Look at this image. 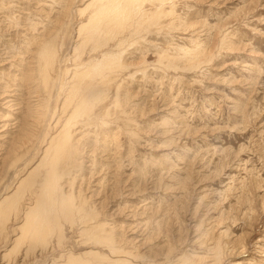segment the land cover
Instances as JSON below:
<instances>
[{
	"label": "rangeland",
	"instance_id": "obj_1",
	"mask_svg": "<svg viewBox=\"0 0 264 264\" xmlns=\"http://www.w3.org/2000/svg\"><path fill=\"white\" fill-rule=\"evenodd\" d=\"M0 51V264H264V0H0Z\"/></svg>",
	"mask_w": 264,
	"mask_h": 264
},
{
	"label": "bare ground",
	"instance_id": "obj_2",
	"mask_svg": "<svg viewBox=\"0 0 264 264\" xmlns=\"http://www.w3.org/2000/svg\"><path fill=\"white\" fill-rule=\"evenodd\" d=\"M225 1H226V0H225ZM116 23H117V22H116ZM38 25H39V24H38ZM116 26H118V27H119V26L122 27V25L120 24V22H119ZM120 29H122V28H120ZM120 29H118V30H120ZM167 32H168V31H167ZM110 34H111V33H110ZM39 42H40V41H39ZM39 42H38V43H39ZM36 43H37V41H36ZM38 43H37V44H38ZM40 43L42 44V42H40ZM39 45H40V44H39ZM41 46H42V45H41ZM41 46H40V48H41V49H40V52L38 53L39 55L37 54V56H39V58H37V59L40 60L39 62H41V59L44 61V53H45V50H44V48H42L43 46H42V47H41ZM3 49H4V48H3ZM2 51L5 52L4 50H2ZM37 51H38V50L36 49V52H35V53H37ZM0 52H1V51H0ZM3 52H2V55H3ZM6 52H7V51H6ZM11 52H12V51H11ZM15 53H16V52H15ZM12 54H13V53H12ZM5 55H6V53H5ZM19 55H20V54H19ZM6 57H7V56H6ZM20 57H21V56H20ZM13 58H14V57H13ZM13 58H12V59H13ZM15 58H16V57H15ZM15 58H14L13 60H15ZM9 59H10V58H9ZM7 60H8V59H7ZM22 61H23V60H22ZM3 62H4V61H3ZM6 62H7V61H6ZM39 62H38V67H39ZM18 63H19V62H18ZM6 64H7V63H6ZM12 64H13V63H12ZM14 64H15V63H14ZM23 64H24V63H23ZM18 65H19V64H18ZM20 65L22 66V64H20ZM40 65H41V63H40ZM36 66H37V65H36ZM38 67H37V69L40 68V67H39V68H38ZM21 68H23V67H21ZM42 70H43V69H42ZM39 71H41V70L39 69ZM39 71H38V72H39ZM19 72H20V71H19ZM38 72H37V73H38ZM42 72H43V71H42ZM35 73H36V72H35ZM24 75H25V74H24ZM40 75H41V72H40L39 76H40ZM21 76H22V75H21ZM41 76H42V75H41ZM23 79H24V78H23ZM37 79H38V78H37ZM30 80H31V79H29V81H30ZM37 81H38V80H37ZM15 82H16V81H15ZM24 82H25V81H24ZM28 83H29V82H28ZM8 84H11V83L8 82V83L5 84V85H6V90H8V89L11 88ZM14 84H15V83H14ZM16 84H17V83H16ZM38 84H39V83H38ZM18 85H19V84H18ZM16 86H17V85H16ZM23 86H24V83H23ZM23 86H22V87H23ZM37 86H38V85H37ZM39 86H40V85H39ZM12 88H14V87L12 86ZM24 88H25V87H24ZM14 89H15V88H14ZM11 90H12V89H11ZM23 90H24V89H23ZM37 90H38L39 92H41L40 89L36 88V91H37ZM5 92H6V93H5L6 95H5V94H4V95H0V100H2V99H4V98H5V99H6V98H9V96H8L7 94L10 95L11 92H7V91H5ZM39 92H37V95H39ZM0 93L2 94V92H0ZM15 94H16V93H15ZM38 100H39V99H38ZM66 101H67V100H66ZM8 103H9V102H8ZM8 103L5 104V103L2 101V102H1V105H2L4 108H8V107L12 108V106H9ZM66 103H67V102H66ZM7 105H8V106H7ZM36 105H37V104H36ZM31 108H32V107H31ZM6 110H7V109H6ZM38 115H39V114H38ZM27 116L29 117V115H27ZM27 116H26V117H27ZM30 117H32V116H30ZM35 118H36V117H35ZM105 120H106V119H105ZM1 121H2V119H1ZM3 121H4V120H3ZM3 121H2V122H3ZM27 122H28V121H27ZM11 124H12V123H11ZM29 127H30V126L28 125V123H27V124H25V123L22 124V127H21V129H20V132H21V135L23 136V139L26 138V137L28 136L27 134H29V133H28ZM7 131H8V130H7ZM29 131H31V130H29ZM29 136H30V135H29ZM31 136H32V135H31ZM19 139H20V137H17L16 139H14V141H11V142L8 141L10 147L8 146V151L6 150V154H5L6 160H7V158H10L11 155H12L13 157H14V156L18 157V156H17L18 154L15 155V154H16L15 152L17 151V149L20 150V149L23 147V146H22V143L20 144L19 142H17ZM11 140H12V138H11ZM28 140H29V139H28ZM20 142H21V141H20ZM24 142H25V140H24ZM26 143H27V141H26ZM17 152H18V151H17ZM14 153H15V154H14ZM13 154H14V155H13ZM2 158H3V157H2ZM57 158H58V157H57ZM4 159H5V158H4ZM15 159L17 160L18 158H15ZM2 160H3V159H2ZM2 160H1V161H2ZM12 160H13V159H12ZM53 160H54V159H53ZM14 161H15V160H14ZM15 162H17V161H15ZM3 163H4V162H3ZM6 163H7V162H6ZM7 164L9 165V162H8ZM56 164H59V162H56ZM1 165H2V164H1ZM11 165H12V164H11ZM14 165H15V166H14ZM14 165H13V166L16 167V165H18V163H17V164L14 163ZM6 166H7V165H6ZM7 167H8V166H7ZM4 168H5V163L3 164L2 170H3ZM9 168L11 169L10 165H9ZM14 169H15V168H14ZM56 169H57V171H58V168H56ZM67 169H68V168H67ZM67 169H66V170H67ZM52 170H54V169H52ZM11 171H12V170H11ZM11 171H10V172H11ZM16 171H17V170H16ZM50 171H51V169H50ZM50 171H49V172H50ZM54 171H55V170H54ZM54 171H52V172H54ZM57 171H56V172H57ZM67 171H68V170H67ZM2 172H5V170H3ZM2 172H1V174H2ZM8 172H9V171H8ZM8 172H7L6 174H9ZM49 172H48V174H49ZM58 172H59V171H58ZM62 172H63V171H61V173H62ZM12 173H13V172H12ZM32 173H33V172H32ZM32 173H29V174H28V176H27V178H26L27 180L31 178ZM61 173H60V174H61ZM4 174H5V173H4ZM13 174H14V173H13ZM33 174H34V173H33ZM48 174H47V175H48ZM53 174H55V173H53ZM64 174H65V173H64ZM49 175H50V174H49ZM56 175H57V177H58V173H57ZM3 176H4V175H3ZM5 176H6V175H5ZM7 176H8V175H7ZM7 176H6V177H7ZM61 176L63 177L62 174H61ZM43 177H44V176H43ZM43 177H42V178H43ZM62 177H61V179H62ZM7 178H8V177H7ZM22 178H23V177H22ZM44 178H45V177H44ZM58 178H60V177H58ZM4 179H5V178H4ZM35 179H36V178H35ZM35 179H34V180H35ZM40 179H41V178H40ZM52 179H53V178H52ZM55 179H57V178H55ZM24 180H25V178H24ZM44 180H45V183H44V184H46V179H44ZM48 180H49V178H48ZM53 180H54V179H53ZM53 180H52V181H53ZM22 181H23V180H22ZM28 181H29V180H28ZM52 181H51V184H52ZM5 182H6V181H5ZM25 182H26V180H25ZM48 182H49V181H48ZM54 182H55V180H54ZM49 183H50V182H49ZM58 183H59V180H58ZM26 184H27V183H26ZM47 184H48V183H47ZM54 184H55V183H54ZM54 184H53V185H54ZM56 184H57V183H56ZM59 184H60V183H59ZM49 185H50V184H49ZM24 186H25V184H24V183L22 184V182H21V184H19V186H17L18 188L16 189V191H15L16 193H15V194L17 195V194L19 193V191L21 190V188L24 187ZM28 186H29V185H28ZM56 186H57V185H56ZM40 187H42V186H40ZM46 187H47V186H46ZM48 187H49V186H48ZM48 187H47V188H48ZM54 187H55V186H54ZM26 188H27V187H26ZM42 188H43V187H42ZM47 188H46V189H47ZM55 188H57V187H55ZM55 188L53 189L54 191H55ZM39 189H40V188H39ZM49 189H50V188H49ZM60 189H61V188H60ZM30 190H31V189H30ZM34 190H35V189H34ZM35 191H36V190H35ZM39 191H40V190H39ZM54 191L51 190V193L55 195V192H54ZM56 191L58 192V190H56ZM64 191H65V190H64ZM44 192H45V191H44ZM31 193H32V192H31ZM36 193L38 194V197H39V193H41V192H39V193L36 192ZM34 194H35V193H34ZM46 194H47V193H46ZM46 194H45V195H46ZM56 194H57V193H56ZM60 194H61V193H60ZM7 195H9V194H7ZM16 195H15V196H16ZM27 195H28V194H27ZM27 195H26V197H27ZM41 195H42V193H41ZM50 195H51V194H49V196H50ZM15 196H13L11 199H9L8 196H7V198H6V196H5L4 198H3V196L0 197V200L2 199V201H0V205H2V204L5 205V204H6V206H5L3 209L0 210V220H1V216H2V213H3V212H6V214L14 213L13 215L11 214L12 216H11V215H8V216H11V217H13L16 213H18V212H16V210H17V207H18V209H19V208L22 206V205L19 206V204H20L21 201H22V198H20V199H21V200H20V203L17 204L18 201H16V200H19V199H15ZM24 196H25V195H24ZM24 196H23V197H24ZM28 196H30V195H28ZM55 196H56V195H55ZM55 196H54V198H55ZM61 196H62V195H60L59 197H61ZM30 197H31V196H30ZM33 197H34V196H33ZM35 197H36V196H35ZM38 197H36V198H38ZM41 197H42V196H41ZM46 197H47V196H46ZM61 198H62V197H61ZM23 199H24V198H23ZM32 199H33V198H32ZM48 199H49V197H48ZM48 199H47V201H48ZM57 199H58V197H57ZM24 200H25V199H24ZM28 200H29V199H27L26 202H28ZM37 200H38V199H37ZM60 200H61V199H59V201H60ZM33 201H35V200L33 199ZM52 201H53V200H52ZM62 201H63V200H61V203H62ZM26 202H25V203H26ZM38 202H39V201H38ZM38 202L35 201V205H34V206H33V204H34L33 202H32V203H29V204H28V203L26 204V206L28 205V207H26V210H24L25 213L23 214V220H24V223H25V224H26V222L29 220V218H30L31 216L37 214V212H36V211H37V205L40 204V202H39V203H38ZM53 202H54V201H53ZM57 202H58V201H57ZM57 202H56V203H57ZM63 202H66V201H63ZM128 202H129V201H128ZM7 203H8V204H7ZM51 203H52V202H51ZM68 203H69V202H68ZM52 204H53V203H52ZM3 205H2V206H3ZM60 205H61V204L59 203V204H57L56 207H59V208L62 209V207H61ZM62 205H65V203H64V204L62 203ZM81 205H82V204H81ZM38 206H39V205H38ZM48 206H49V205H47V207H48ZM71 206H72V208H73V205H71V204H69V205L67 204V205L65 206V208H64V209H65V210H64L65 214H64V215H67V216H68V214L70 215L71 213H73V212H71V209H72ZM39 207H40V206H39ZM44 207H45V206H44ZM44 207H43V210H44V209L46 210L45 215L39 213L41 210L38 211L39 214L35 215L36 217H38V221H36L37 225H36V227L34 226V227H35L34 230H33L32 228H29L30 230H31V229L33 230V231H29L28 229L25 228V226H22V232L20 233L19 238L12 242L13 244H17L19 240H22V241L24 240V241H25V240H27V239L30 238V237H32V238H31V239H32L31 241H33V245H34V244H44V241H45V239H46V238H45L46 236L41 235V238H40V241H39V242H36V238H33V236H36V235L39 233L40 229H41V230L45 229V230H47V231H51V232H52V231H56V232H58V231L61 230V229H60V225H59V224H61V223H60L59 220H58L59 223H55V224H52V222H50V221L47 220L48 217H50L49 215H51V214L48 215V213H47V209H48V208H44ZM49 207L51 208V206H49ZM54 207H55V202H54ZM63 207H64V206H63ZM80 208H81V206H80ZM35 209H36V211H35ZM55 209H56V208H55ZM75 209H76V208H75ZM48 210H49V209H48ZM57 210H59V209L57 208ZM72 210H73V209H72ZM33 211H35L36 213H35V212L33 213ZM51 211H52V209H51ZM54 211H55V210H54ZM74 211H75V210H74ZM44 212H45V211H44ZM52 212H53V211H52ZM52 212H51V213H52ZM54 213H55V215L53 214L52 217H54V218L59 217V216H58L59 211H58V214H57L56 211H55ZM62 213H63V212H62ZM75 213H77V212H75ZM6 214H5V215H6ZM3 215H4V214H3ZM5 215H4V217H5ZM17 215H18V214H17ZM17 215H16V216H17ZM59 215H60V214H59ZM21 216H22V215H21ZM39 216H40V217H39ZM86 216H87V215H86ZM36 217H35V218H36ZM65 217H66V216H65ZM69 217H70V216H69ZM14 218H15V217H14ZM14 218H13V219H14ZM16 218H17V217H16ZM31 218H32V217H31ZM31 218H30V219H31ZM33 218H34V216H33ZM50 218H51V217H50ZM66 218H68V217H66ZM66 218H65V219H66ZM85 218H87V217H85ZM89 218H90V216H89ZM3 219H4V218H3ZM3 219H2V220H3ZM6 219H7V216H6ZM36 219H37V218H36ZM87 219H88V218H87ZM90 219H91V218H90ZM90 219H88V220H86V221L88 222V221H90ZM23 220H22V221H23ZM33 220H34V219H33ZM33 220H31V221H33ZM51 220L54 221L53 218H52ZM61 220H62V219H61ZM67 220H68L69 222L72 221L71 218H70V219L68 218ZM84 220H85V219H84ZM6 221H7V220H6ZM16 221H17V220H16ZM0 222H1V221H0ZM47 222H50L51 224H48ZM54 222H55V221H54ZM61 222H62V221H61ZM69 222H67V223H69ZM83 222H84V221H82V223H83ZM87 222H86V223H87ZM14 223H15V222H14ZM21 223H22V222H21ZM24 223H23V224H24ZM27 223H28V222H27ZM34 223H35V222H34ZM84 223H85V222H84ZM1 224H2V223H1ZM29 224H30V223L27 224V227L29 226ZM6 225H7V224H6ZM8 225H9V224H8ZM14 225H15V224H14ZM30 226L32 227V223H31ZM37 226H39V227H37ZM61 226H62V225H61ZM79 226H80V225H79ZM61 228H62V227H61ZM72 228H73V227H72ZM87 228H88V227H87ZM5 229H6V228H5ZM12 229H13V228H12ZM59 229H60V230H59ZM1 230H2V229H1ZM6 231H7V230H6ZM9 231H10V230H9ZM13 231H14V230H13ZM27 231H28L29 234H27ZM43 231H44V230H43ZM43 231H42L41 233H44ZM47 231H46V232H47ZM1 233H2V231H1ZM8 233H10V232H8ZM41 233H40V234H41ZM53 233H54V232H53ZM40 234H39V235H40ZM45 234H46V233H45ZM49 234H50V232H49ZM39 235H37L36 237H38ZM47 235H48V233H47ZM63 235H64V234H63ZM48 236H49V235H48ZM54 236H55V239H56V235H54ZM61 237H63V236H61ZM59 238H60V237H59ZM13 240H14V239H13ZM29 240H30V239H29ZM38 240H39V238H38ZM38 240H37V241H38ZM31 241H30V242H31ZM53 242H54V241H53ZM61 242H62V241H61ZM9 243H10V242H9ZM12 243H11V244H12ZM28 243H29V242H28ZM51 243H52V242H51ZM6 244H7V242H6ZM45 244H46V243H45ZM56 244H57V243H56ZM26 245H27V244H26ZM31 246H32V244H31ZM34 246H35V245H34ZM42 246H43V245H42ZM46 246H47V245H46ZM53 246H54V245H53ZM239 246H240V245H239ZM54 247H55V246H54ZM26 248H28V247H26ZM35 248H37V247H35ZM45 248H46V247H45ZM49 248H50V247H49ZM51 248H52V247H51ZM22 249H23V248H22ZM33 249H34V248H33ZM39 249H40V248H39ZM46 249H48V247H47ZM100 249H101V248H100ZM27 250H28V249H27ZM40 250H41V249H40ZM42 252H43V251H42ZM35 253H36V252H35ZM46 253H47V252H46ZM49 253H50V251H49ZM44 254H45V253H44ZM34 255H35V254H34ZM39 255H41V254H39ZM45 258H46V257H45ZM23 261H24V260H23ZM36 261H37V260H36ZM36 261H35V262H36ZM187 261H188V260H187ZM30 262H31V261H30ZM30 262H29V263H30ZM20 264H21V263H20ZM31 264H32V263H31ZM44 264H45V263H44ZM185 264H186V263H185Z\"/></svg>",
	"mask_w": 264,
	"mask_h": 264
}]
</instances>
